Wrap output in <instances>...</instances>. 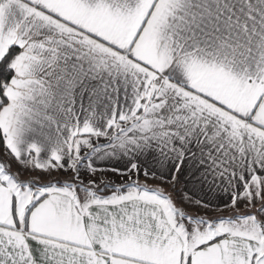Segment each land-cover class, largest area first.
Instances as JSON below:
<instances>
[{
  "label": "snow or ice",
  "instance_id": "1",
  "mask_svg": "<svg viewBox=\"0 0 264 264\" xmlns=\"http://www.w3.org/2000/svg\"><path fill=\"white\" fill-rule=\"evenodd\" d=\"M0 264H264V0H0Z\"/></svg>",
  "mask_w": 264,
  "mask_h": 264
}]
</instances>
